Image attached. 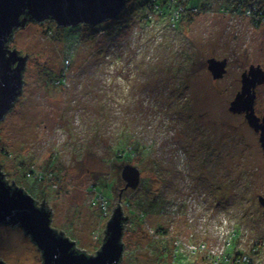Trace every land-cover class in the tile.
I'll return each instance as SVG.
<instances>
[{
  "label": "rangeland",
  "instance_id": "1",
  "mask_svg": "<svg viewBox=\"0 0 264 264\" xmlns=\"http://www.w3.org/2000/svg\"><path fill=\"white\" fill-rule=\"evenodd\" d=\"M129 1L113 27L30 21L14 33L10 49L28 58L23 93L0 121L6 179L47 205L52 226L90 254L122 202L129 218L121 264H219L229 249L264 264V153L245 113L230 110L242 74L251 65L264 70V23L225 9L229 0H192L199 5L187 11L179 2L176 24ZM211 58L227 59L222 77H213ZM255 91L262 115L264 82ZM125 136L148 152L132 161L114 157L108 149ZM27 164L61 182L28 179ZM126 164L141 170L138 188L125 189ZM97 184L111 198L108 215L94 203ZM129 209L147 215L141 220ZM203 242L191 252L189 245ZM40 258L23 229L0 227V259Z\"/></svg>",
  "mask_w": 264,
  "mask_h": 264
},
{
  "label": "water",
  "instance_id": "2",
  "mask_svg": "<svg viewBox=\"0 0 264 264\" xmlns=\"http://www.w3.org/2000/svg\"><path fill=\"white\" fill-rule=\"evenodd\" d=\"M128 0H0V121L12 110L23 93L24 70L28 54L20 56L8 44L14 33L30 21H56L58 26H96L117 18ZM214 78L224 75L227 59L208 60ZM264 82L261 66L251 65L242 74V89L231 102L230 110L245 113L248 123L260 133L264 150V118L260 123L255 112L258 83ZM0 170V224L20 225L43 252L44 264H120L123 253V213L119 208L107 223L106 238L95 255L75 249L76 242L57 235L51 226V213L37 206L32 195L23 187H12ZM126 187L137 188L141 181L138 167L126 164L122 170ZM259 200L264 208V196ZM119 203V202H118ZM48 207V206H47ZM116 206L114 207V209ZM0 264H5L0 262Z\"/></svg>",
  "mask_w": 264,
  "mask_h": 264
},
{
  "label": "trees",
  "instance_id": "3",
  "mask_svg": "<svg viewBox=\"0 0 264 264\" xmlns=\"http://www.w3.org/2000/svg\"><path fill=\"white\" fill-rule=\"evenodd\" d=\"M182 1L187 5V7H185L184 11L185 10L186 11L191 10V8H195V7L197 8L199 5V4L197 5V4H193V3L191 4L190 1H192V0H189V1L188 0H137V2L133 1L131 3L134 4V6L136 4L139 5V9H141L143 12L144 11L148 12L149 10L152 9L153 11L164 13L167 15V17H169V20L172 22V24H176L174 20H176V18L179 20L182 16V13L184 12V11L183 12L178 11L179 8L182 7L179 2H182ZM229 1H232V3L227 4L230 6H227V5L224 6L225 9L232 11L233 14H240L241 12L248 13L249 16L253 19V22L256 24V26L264 23V0H229ZM129 2L130 1L128 0L126 7L128 6ZM125 8H124L123 12H121V14L115 19L99 23V24H97V26H88V25H83V24L80 26L83 28H85V27L89 28L90 30L104 29L108 25L110 27H113V26H115V24L122 21ZM142 19H143L144 23H147V22H149L151 17H149V16L143 17ZM63 79H64L63 72L59 73V75L56 76V78H55V80H57L58 82H62ZM121 138L123 139V142L121 144L116 146L114 149L113 148L108 149L109 152L114 154L113 155L114 157L121 159V161H123V160L132 161L138 155L140 157H142L143 154H146L148 152L149 147H145V148L139 147L140 143H138V142L136 144L134 143V145H131L129 143V138H127L126 136L124 138L123 137H121ZM52 169L54 170V168H52ZM0 170H1V167H0ZM140 172H141V170H140ZM3 175H5V174L3 173ZM25 176H28V179L34 180L37 183L45 182L46 180H52V184H51L52 186L51 187H53L54 185H57L59 182H61L60 178H58L57 175H55V177H52L53 175L51 172H49V174H48L49 177H47L43 171L35 170L34 164H27V168H25ZM4 180H6V179L4 178ZM8 181H6V182L10 183ZM98 185H100V184L94 185V187L91 189L95 193L94 194V203L98 204L99 208L101 209L103 216L108 215L109 214L108 205H110V203H111V198H108L106 196V194H104L103 191L99 188ZM101 185H103V187L104 186L106 187L108 184H107V182H105V183H102ZM13 187H18V186L14 185ZM23 189L27 193L32 195V193L28 192L25 188H23ZM112 193H113V188H112ZM32 196L35 198L36 204L39 203L37 197H35L34 195H32ZM101 201L105 202L104 205L101 204ZM127 204L129 205L130 202ZM122 206H123L122 202L118 203L116 205V208L112 212V216L117 211V209L120 208L121 210H123ZM40 208L47 209L51 213V216H52V212L47 207V205L41 206ZM129 212H131L133 215L136 214L138 217L141 218V220H142V218H144L147 215L146 211L141 212V214H140L136 210L133 211L132 209H129ZM141 220H139V221H141ZM52 227H53L54 231L57 233V235L67 236L64 233L59 232V230L56 227H54V226H52ZM105 238H106V236H104L103 242H104ZM232 246H234V245H232ZM232 246H231V248H232ZM75 249L77 251L83 252V250H80L78 247L77 248L75 247ZM223 256L224 257H222L218 261V262H220L219 264H254L253 260H252V256L247 257V260L244 263L242 261L243 255H241L240 252H238V254H235V252L233 253L232 249L226 250Z\"/></svg>",
  "mask_w": 264,
  "mask_h": 264
},
{
  "label": "flooded vegetation",
  "instance_id": "4",
  "mask_svg": "<svg viewBox=\"0 0 264 264\" xmlns=\"http://www.w3.org/2000/svg\"><path fill=\"white\" fill-rule=\"evenodd\" d=\"M10 43V42H9ZM8 47H9V49H10V45L8 44ZM19 55L20 56H22V54L19 52ZM256 109V108H255ZM257 113V112H256ZM257 116L259 117V119H260V123H263V118H264V114H260V113H257ZM255 130V129H254ZM255 132L258 134L259 132H257L256 130H255ZM259 141H260V133H259ZM260 146H261V142H260ZM261 148H262V146H261ZM262 150H263V148H262ZM263 153H264V150H263ZM139 187V186H138ZM128 188H130V187H126L125 186V189H128ZM131 189H133V188H131ZM261 196V195H260ZM259 196V197H260ZM264 196V195H263ZM259 197H258V200H259ZM259 203H260V200H259ZM261 204V203H260ZM37 205L38 206H45L44 204L42 205V204H40V203H37ZM129 218V216L127 217V215H125L124 213H123V225H124V230H125V223H126V220ZM10 226V227H15V228H21V229H23L20 225H9V224H0V227L1 226ZM24 230V229H23ZM25 231V230H24ZM59 232H61V231H59ZM26 233V232H25ZM63 233V232H62ZM124 233H125V231H124ZM26 235L27 236H29L30 237V239L32 240V237H31V235H29V234H27L26 233ZM32 242H33V244L37 247V250L39 251V253H40V261H41V263L42 264H44V256H43V252L40 250V248L37 246V244L32 240ZM123 243H124V241H123ZM174 247H175V250L173 251V259H174V256L177 258V254H176V251H177V244H176V242H175V244H174ZM124 248H125V244H124ZM126 249V248H125ZM164 250H165V247H163V249H162V252H164ZM0 262H4L5 264H9V263H7L8 261H5V260H3V259H0Z\"/></svg>",
  "mask_w": 264,
  "mask_h": 264
},
{
  "label": "bare ground",
  "instance_id": "5",
  "mask_svg": "<svg viewBox=\"0 0 264 264\" xmlns=\"http://www.w3.org/2000/svg\"><path fill=\"white\" fill-rule=\"evenodd\" d=\"M23 90H24V87H23ZM17 103V102H16ZM16 105V104H15ZM15 105H14V107H15ZM13 107V108H14ZM12 108V109H13ZM122 174V173H121ZM4 176V178L6 179V177H5V175H3ZM6 181H8L7 179H6ZM9 182V181H8ZM125 182V181H124ZM141 182V181H140ZM8 184H12V183H8ZM15 184L13 183L12 184V187L14 186ZM125 186H126V182H125ZM19 187V186H18ZM138 188V187H137ZM26 192V191H25ZM29 194V193H28ZM33 197V196H32ZM34 198V197H33ZM35 199V198H34ZM104 203L105 202H103V201H101V204L102 205H104ZM39 207V206H38ZM122 213H123V210H122ZM111 218H112V216H111ZM110 218V219H111ZM109 219V220H110ZM51 226H52V216H51ZM123 227H124V225H123ZM106 228H107V226H106ZM123 235H124V230H123ZM105 236H106V233H105ZM66 237H68V236H66ZM70 239H71V237H69ZM75 242H76V248L78 247V245H77V241L76 240H74ZM122 242H123V238H122ZM104 243V242H103ZM103 243H102V245H103ZM124 244V243H123ZM177 244V251H176V254H178V252H180L179 250H180V247H179V245H180V243L179 242H177L176 243ZM38 246V245H37ZM190 246V249H191V252H196L197 250H200L201 248H206V246H205V244H204V242L203 243H199V244H197V245H193V244H191V245H189ZM100 249V248H99ZM81 250V249H80ZM124 252H125V248H124ZM85 253H87L86 251H85ZM96 253H97V251H96ZM95 253V254H96ZM88 255H95V254H90V253H87ZM123 256H124V253H123ZM123 256H122V258H123ZM121 261H122V259H121ZM120 264H121V262H120Z\"/></svg>",
  "mask_w": 264,
  "mask_h": 264
},
{
  "label": "built area",
  "instance_id": "6",
  "mask_svg": "<svg viewBox=\"0 0 264 264\" xmlns=\"http://www.w3.org/2000/svg\"><path fill=\"white\" fill-rule=\"evenodd\" d=\"M247 257H248V256L245 255V256L242 258V261H246V260H247ZM249 259H250V258H249Z\"/></svg>",
  "mask_w": 264,
  "mask_h": 264
}]
</instances>
